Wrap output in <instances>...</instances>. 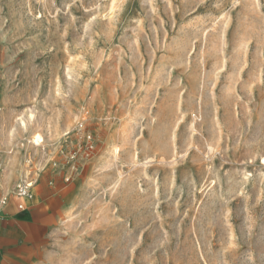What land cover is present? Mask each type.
I'll return each instance as SVG.
<instances>
[{
    "label": "rangeland",
    "instance_id": "obj_1",
    "mask_svg": "<svg viewBox=\"0 0 264 264\" xmlns=\"http://www.w3.org/2000/svg\"><path fill=\"white\" fill-rule=\"evenodd\" d=\"M43 178L37 264H264V0H0V199Z\"/></svg>",
    "mask_w": 264,
    "mask_h": 264
},
{
    "label": "crops",
    "instance_id": "obj_2",
    "mask_svg": "<svg viewBox=\"0 0 264 264\" xmlns=\"http://www.w3.org/2000/svg\"><path fill=\"white\" fill-rule=\"evenodd\" d=\"M50 187L43 178L32 189L29 199L21 200L14 194L7 196L5 203L0 199V264L39 262L41 231L46 230L50 221L54 220L53 213L59 209L56 206L63 203L67 195V192L63 197L59 194L65 189L62 183L57 190ZM19 203L24 204V209H18Z\"/></svg>",
    "mask_w": 264,
    "mask_h": 264
},
{
    "label": "built area",
    "instance_id": "obj_3",
    "mask_svg": "<svg viewBox=\"0 0 264 264\" xmlns=\"http://www.w3.org/2000/svg\"><path fill=\"white\" fill-rule=\"evenodd\" d=\"M32 195V188H31V183L30 182H22L19 183L16 186L15 192H14V196L21 199V200H25V199H29ZM7 198H2V202H6ZM18 209H24V204L23 203H19L18 204Z\"/></svg>",
    "mask_w": 264,
    "mask_h": 264
},
{
    "label": "bare ground",
    "instance_id": "obj_4",
    "mask_svg": "<svg viewBox=\"0 0 264 264\" xmlns=\"http://www.w3.org/2000/svg\"><path fill=\"white\" fill-rule=\"evenodd\" d=\"M38 138V137H37Z\"/></svg>",
    "mask_w": 264,
    "mask_h": 264
}]
</instances>
